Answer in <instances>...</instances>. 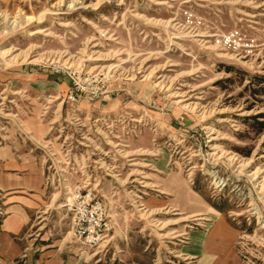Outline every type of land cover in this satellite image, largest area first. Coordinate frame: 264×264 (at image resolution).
<instances>
[{
  "label": "rangeland",
  "instance_id": "rangeland-1",
  "mask_svg": "<svg viewBox=\"0 0 264 264\" xmlns=\"http://www.w3.org/2000/svg\"><path fill=\"white\" fill-rule=\"evenodd\" d=\"M263 26L247 0H0V224L26 221L0 264H200L223 225L264 264ZM234 28L252 56L209 36Z\"/></svg>",
  "mask_w": 264,
  "mask_h": 264
},
{
  "label": "crops",
  "instance_id": "crops-1",
  "mask_svg": "<svg viewBox=\"0 0 264 264\" xmlns=\"http://www.w3.org/2000/svg\"><path fill=\"white\" fill-rule=\"evenodd\" d=\"M13 187L12 189H14ZM197 216V215H191ZM190 216V217H191ZM26 225V221L23 217H7L0 224V260L3 259H15L20 254V248L18 244L14 241L13 236L17 235L21 229ZM210 238V239H209ZM207 239V236H202L201 246L198 248L201 251L202 259L200 264H232L235 260L234 253L232 251V244L234 242V234L223 225V228H219L217 232L212 234ZM216 240L219 246L223 248V252L219 251L213 253L208 249L207 242L210 240ZM192 244L189 242L187 245V252L181 254L184 261H187L196 256H190L192 251ZM215 254V255H214Z\"/></svg>",
  "mask_w": 264,
  "mask_h": 264
},
{
  "label": "built area",
  "instance_id": "built-area-1",
  "mask_svg": "<svg viewBox=\"0 0 264 264\" xmlns=\"http://www.w3.org/2000/svg\"><path fill=\"white\" fill-rule=\"evenodd\" d=\"M250 3L259 2L261 5H264V0H247ZM183 15V28L188 29L190 32L197 33L204 29V24L201 18L194 15L191 11L186 10L182 13ZM264 28V26H263ZM214 36V45L218 46L220 50L228 51L233 53L236 57L240 59H246L253 55L254 50L256 49V38L247 33L244 30L234 28L229 30L228 32L221 35H209ZM82 205L86 206L84 203L79 204L76 210H79ZM109 230L108 224H103L101 226H97L95 229L92 227L89 230L91 235L92 244H96L101 238L107 234Z\"/></svg>",
  "mask_w": 264,
  "mask_h": 264
},
{
  "label": "bare ground",
  "instance_id": "bare-ground-1",
  "mask_svg": "<svg viewBox=\"0 0 264 264\" xmlns=\"http://www.w3.org/2000/svg\"><path fill=\"white\" fill-rule=\"evenodd\" d=\"M197 36H199V35H197ZM104 238H106V235H104L101 239H104Z\"/></svg>",
  "mask_w": 264,
  "mask_h": 264
},
{
  "label": "trees",
  "instance_id": "trees-1",
  "mask_svg": "<svg viewBox=\"0 0 264 264\" xmlns=\"http://www.w3.org/2000/svg\"><path fill=\"white\" fill-rule=\"evenodd\" d=\"M260 125H263V124H260ZM260 129H262V127H260Z\"/></svg>",
  "mask_w": 264,
  "mask_h": 264
}]
</instances>
